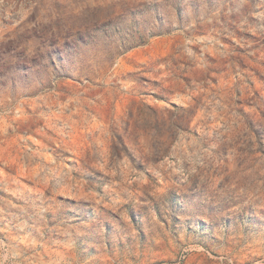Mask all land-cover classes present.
Segmentation results:
<instances>
[{"label":"rangeland","instance_id":"obj_1","mask_svg":"<svg viewBox=\"0 0 264 264\" xmlns=\"http://www.w3.org/2000/svg\"><path fill=\"white\" fill-rule=\"evenodd\" d=\"M0 264H264V0H0Z\"/></svg>","mask_w":264,"mask_h":264}]
</instances>
